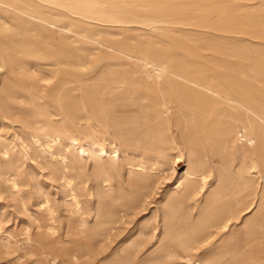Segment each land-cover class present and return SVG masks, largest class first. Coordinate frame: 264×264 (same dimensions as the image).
<instances>
[{"label":"rangeland","instance_id":"1","mask_svg":"<svg viewBox=\"0 0 264 264\" xmlns=\"http://www.w3.org/2000/svg\"><path fill=\"white\" fill-rule=\"evenodd\" d=\"M0 1V264H264V0Z\"/></svg>","mask_w":264,"mask_h":264},{"label":"bare ground","instance_id":"2","mask_svg":"<svg viewBox=\"0 0 264 264\" xmlns=\"http://www.w3.org/2000/svg\"><path fill=\"white\" fill-rule=\"evenodd\" d=\"M22 2V0H20ZM26 2V0H23ZM39 2H47V3H51V5H57V6H62V0H37ZM1 4H3L4 2L0 1ZM24 3V2H22ZM7 7H9V3L6 4L4 3ZM0 6H3V5H0ZM6 7V8H7ZM114 7V6H113ZM10 8V7H9ZM64 8L68 9V10H71L74 15L78 14V15H83L85 16L86 18L88 19H96L98 21H104V22H120V20L118 19V15H116L115 13L111 12V11H107L106 8L103 9V7L100 5V3L97 1V0H67L66 1V5H64ZM116 9H119V8H113V10L117 11ZM11 10V9H9ZM15 10V9H14ZM17 12H20V11H17ZM21 13H23L21 11ZM120 12H118L119 14ZM34 18V17H33ZM152 62V61H151ZM148 68H155L158 70V77H161L163 75V73L165 72L166 73V68L165 67H155L154 64H151L149 62L146 63ZM152 69V70H153ZM156 70V71H157ZM176 76H179L182 77L183 81L185 82H188V78L186 79L184 76H182L180 73H176ZM187 93V92H186ZM213 96H216L218 97L219 99H225L227 101H229L230 103L232 104H236L238 106H240L241 108H245V105L244 103H241V102H237L236 100L230 98L228 95H225V94H222V95H213ZM246 98V97H244ZM243 100V99H242ZM248 100V99H247ZM262 108V107H261ZM249 112H250V108H246ZM257 110V108H256ZM263 111V109H262ZM36 115V114H35ZM257 116V115H256ZM261 116V115H260ZM251 117V115H250ZM259 118V117H258ZM37 124L39 126V129L40 130H44L45 128L48 127V125L44 124L43 121H37ZM49 130V129H48ZM50 131V130H49ZM263 133V132H262ZM39 134V133H37ZM46 134H48L46 132ZM48 136V135H47ZM33 139V138H32ZM50 139V138H49ZM37 140V139H36ZM48 141V140H47ZM35 142V141H34ZM40 142V141H39ZM38 142V143H39ZM49 142V141H48ZM39 145V144H38ZM53 145V144H52ZM48 146V145H47ZM45 146V147H47ZM51 146V145H49ZM48 154V153H47ZM56 156V155H55ZM180 157V156H179ZM5 158V157H4ZM62 158V157H61ZM60 158V159H61ZM182 159V158H181ZM65 160V159H64ZM178 160V159H177ZM2 162V160H0ZM179 161H180V158H179ZM5 162V161H4ZM9 162V161H8ZM177 162V161H176ZM181 163V162H180ZM135 167V166H134ZM1 171V170H0ZM190 175V174H189ZM191 177V176H190ZM65 180V179H64ZM68 180V178H67ZM204 180V179H203ZM68 183H69V180H68ZM16 184V183H15ZM76 195V193L74 194ZM77 196V195H76ZM73 197V196H72ZM75 197V196H74ZM76 200V199H75ZM219 224L216 223V227H219L218 226ZM211 226V225H210ZM182 227V226H181ZM182 233L183 235H185L187 237L188 234H192L194 233L195 236L193 237H189V241L191 242H195V241H198L199 237L201 238L202 236H207V235H210L211 232H210V227L208 229V227L206 228V226L202 225V224H199V223H195L194 225H187L184 227V229L180 232ZM193 235V234H192ZM182 238V237H181ZM195 247V246H194ZM193 247V248H194ZM192 249V248H191ZM196 250V249H195Z\"/></svg>","mask_w":264,"mask_h":264}]
</instances>
